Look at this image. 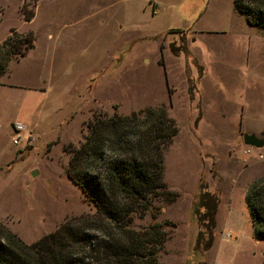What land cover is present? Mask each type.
Returning <instances> with one entry per match:
<instances>
[{"label":"rangeland","instance_id":"374dc122","mask_svg":"<svg viewBox=\"0 0 264 264\" xmlns=\"http://www.w3.org/2000/svg\"><path fill=\"white\" fill-rule=\"evenodd\" d=\"M10 30L34 40L0 76V225L31 244L92 216L65 173L87 124L162 107L176 133L158 194L130 230L160 225L156 264H264L244 202L264 177V144L242 143L264 140V30L232 0H0V43ZM15 122L31 145L11 142ZM200 186L218 199L207 251L195 247ZM83 264H95L91 252Z\"/></svg>","mask_w":264,"mask_h":264},{"label":"trees","instance_id":"16d2710c","mask_svg":"<svg viewBox=\"0 0 264 264\" xmlns=\"http://www.w3.org/2000/svg\"><path fill=\"white\" fill-rule=\"evenodd\" d=\"M232 2L249 26L264 30V0ZM31 16V11L23 14L26 21ZM33 40L31 32L10 30L0 43V76L11 60L27 54ZM87 129L82 144L70 151L65 173L93 204L94 214L66 220L31 244L0 225V264H83L86 252L92 253L95 264H156V252L165 240L160 225L139 232L129 225L145 215L158 194L162 149L175 135V125L162 107H153L96 118ZM244 202L254 238L264 242V177L249 185ZM217 204L200 186L194 214L201 228L195 247L201 251L211 247Z\"/></svg>","mask_w":264,"mask_h":264},{"label":"built area","instance_id":"2783aa9c","mask_svg":"<svg viewBox=\"0 0 264 264\" xmlns=\"http://www.w3.org/2000/svg\"><path fill=\"white\" fill-rule=\"evenodd\" d=\"M11 129H12V132H13L11 142L14 145H18L21 141H23L24 142V146H28V145H31L32 142L34 141V138L30 134V132L26 131L24 133L25 130H24V125L23 124H21L19 122H15V123H13L11 125ZM244 153H246V151H244ZM227 236H228V234H227Z\"/></svg>","mask_w":264,"mask_h":264},{"label":"water","instance_id":"95a60500","mask_svg":"<svg viewBox=\"0 0 264 264\" xmlns=\"http://www.w3.org/2000/svg\"><path fill=\"white\" fill-rule=\"evenodd\" d=\"M242 143L244 145H247V146L259 148L264 144V140L257 138L254 134L243 133L242 134ZM36 173H37L36 170H32L30 172V175L34 176V175H36Z\"/></svg>","mask_w":264,"mask_h":264},{"label":"crops","instance_id":"0c3cea01","mask_svg":"<svg viewBox=\"0 0 264 264\" xmlns=\"http://www.w3.org/2000/svg\"><path fill=\"white\" fill-rule=\"evenodd\" d=\"M0 85H4V83L1 81V79H0Z\"/></svg>","mask_w":264,"mask_h":264}]
</instances>
